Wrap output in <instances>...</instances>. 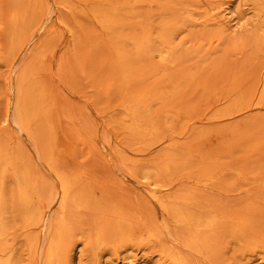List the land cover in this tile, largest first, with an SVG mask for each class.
<instances>
[{
  "label": "rangeland",
  "instance_id": "1",
  "mask_svg": "<svg viewBox=\"0 0 264 264\" xmlns=\"http://www.w3.org/2000/svg\"><path fill=\"white\" fill-rule=\"evenodd\" d=\"M63 1L0 0V143L28 161L47 204L45 223L26 231L16 203L0 245L15 264H43L62 211L49 155L75 180L76 195L88 190L87 207L67 212L58 264H264L245 239L249 230L264 238V36L253 0H242L241 16L233 0H163L180 18L167 43L151 42L140 58L126 42L131 82L92 3L68 0L69 10ZM136 10L144 23L161 20ZM21 76L34 86L25 93L34 100L21 101L28 130L18 124ZM138 99L147 108L133 130ZM204 175L215 181L199 182ZM190 197L198 203L185 204ZM161 201L209 217L217 225L200 231L209 243H188ZM26 233L43 237L34 260Z\"/></svg>",
  "mask_w": 264,
  "mask_h": 264
},
{
  "label": "bare ground",
  "instance_id": "2",
  "mask_svg": "<svg viewBox=\"0 0 264 264\" xmlns=\"http://www.w3.org/2000/svg\"><path fill=\"white\" fill-rule=\"evenodd\" d=\"M88 1H90V3H92V6L95 7L97 14L96 16L103 25V27L105 28V30L107 31L108 35L110 37H116L118 39V43L116 45L113 46L111 45L112 46L111 51L117 53V55L119 56L117 65L127 70L125 74V79L129 82L136 79L137 74L131 72L130 63L127 60L130 52L125 48L126 42L127 41L131 42L135 51L134 52L135 57L140 58L146 54V47L148 48L152 47L151 42H157L162 44L167 43L168 37L173 33L174 29L176 28L177 20L180 18L179 17L180 13H178L177 9H175L173 6H170L169 3L168 5L164 4L163 0H88ZM188 1L192 2V0H187V2ZM232 3L233 5H236L233 11L239 14V16H241L242 0H233ZM62 4L65 8L69 10L74 9L73 7L74 5L68 0L63 1ZM138 7L151 8L152 11H151V15L149 14V16L152 18H155V16L157 15L160 16L161 17L160 22L157 25L153 24L154 20L152 21V23L142 22L143 14H141V12L136 10L138 9ZM253 8L255 11V16L261 23V27L259 30L263 33L264 36V0H253ZM188 11L189 10L186 9L184 11H181V13L182 14L187 13ZM242 18L243 17H240L241 20ZM14 28L23 29L20 26L17 17L14 20ZM127 28H130L131 31H133L132 35L126 33ZM145 40L146 43L144 42ZM165 50L169 51V55L172 53V51L168 49ZM262 86L264 91V79L262 82ZM28 88L31 90L32 88H34V86L31 83H27L25 76H21L17 86V89L19 91L18 114L20 120V123L18 124L21 130H28L30 129L31 126L29 119L25 115L26 113L24 107L22 106L23 104L21 103V101L24 100L23 99L24 97L25 99L27 97V103L30 99L34 100L32 95H28V96L25 95ZM35 94L36 96L34 94L33 95L37 98L36 102H38V105L36 107L37 109L40 110L45 95L42 91L39 90L35 92ZM250 97L252 96L250 95ZM146 106L147 103L145 101L141 99H138L136 101L135 107H133L130 111L133 118L131 129L135 130L141 128V124H140L141 117L139 110L140 108L146 109L147 108ZM245 107L246 105L244 106V108ZM44 160L51 174H53L58 180V184L61 189L60 204L62 211H61V216L58 219L56 235L52 236L50 239L43 264H58V261L62 253L64 236L65 233L68 232V226L70 225V217L69 215H67V212L69 208L81 209L87 207L88 190L77 192L79 193V195H76L73 192V188L76 184L75 180H73L67 173L61 171V169L57 166L56 161L53 159L52 156L47 155L46 158H44ZM21 165L23 166L21 167ZM32 177L33 176L31 173V168L30 166H28V161L24 158V156L19 152L13 156L8 151V149H6L0 143V241L3 239L5 240L6 238L5 235L7 233V227L9 223L8 215L11 210L16 209V203L18 205V210L21 212V215L23 216L24 219L23 228L26 231L30 230V228L34 226L45 223L46 219L43 218V215L47 208V204L46 203L44 204V200L42 199V196L39 194V190H38L39 188H37L36 185L32 183L31 181ZM214 178H215L214 176L204 175L201 177L199 182L207 185L210 182L211 183L214 182L215 181ZM10 180H12V183L15 185L16 190L14 192H11L8 189L9 187L8 184ZM35 196L37 197L38 202H35ZM184 198H186V196ZM198 201L199 200L197 197H190L189 199L185 200V204L188 203L191 205H195L198 203ZM161 204L163 205V208L167 212H172L175 215L176 219L181 225L187 228L191 236V241L188 240L189 241L188 243L191 242V244L195 247L199 242L205 244L209 243L210 238L208 236H202L200 234V231H204V230L213 231L214 227L217 225L214 222H212L209 217L201 218L199 216H195L191 214L189 211H187L186 208L180 206L178 203L161 201ZM248 232H249L248 235L245 236L246 246L251 251H255L256 249L259 248L261 250V255L263 256L264 259V238L263 237L261 239L255 238V235L251 233L254 232L253 230L251 232L249 230ZM24 236L27 239L26 244L29 248L30 257L32 260H34L36 258L39 249V243L40 242L42 243L41 239L43 237L42 235L40 237L38 234L35 233L34 234L26 233L24 234ZM14 256H15L14 251L9 248V245L7 244L0 245V264H15ZM39 257L38 260H40Z\"/></svg>",
  "mask_w": 264,
  "mask_h": 264
}]
</instances>
